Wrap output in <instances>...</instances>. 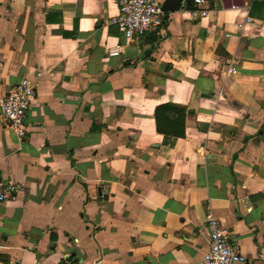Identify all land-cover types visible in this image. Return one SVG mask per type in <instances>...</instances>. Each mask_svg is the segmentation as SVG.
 I'll list each match as a JSON object with an SVG mask.
<instances>
[{
  "label": "crops",
  "instance_id": "0c3cea01",
  "mask_svg": "<svg viewBox=\"0 0 264 264\" xmlns=\"http://www.w3.org/2000/svg\"><path fill=\"white\" fill-rule=\"evenodd\" d=\"M196 1L128 41L114 0H0V97L35 85L0 264H200L208 213L264 264V0Z\"/></svg>",
  "mask_w": 264,
  "mask_h": 264
},
{
  "label": "built area",
  "instance_id": "2783aa9c",
  "mask_svg": "<svg viewBox=\"0 0 264 264\" xmlns=\"http://www.w3.org/2000/svg\"><path fill=\"white\" fill-rule=\"evenodd\" d=\"M114 1L117 5V15L111 18L110 22L118 27L128 41L164 27V12L155 0ZM204 4H207L205 0L196 1V9L193 11L195 18H204L207 15L208 10L200 7ZM120 52V46H114L107 50L106 57H118ZM233 71L232 67L227 69L228 73ZM34 96L35 85L23 78L11 85L0 97L2 121L18 135L23 134L24 120ZM17 194L18 189L14 183L0 180V204L13 202ZM205 226L209 233V242L200 264H246L245 257L235 244L228 241L227 232L219 227L211 213L205 216Z\"/></svg>",
  "mask_w": 264,
  "mask_h": 264
},
{
  "label": "water",
  "instance_id": "95a60500",
  "mask_svg": "<svg viewBox=\"0 0 264 264\" xmlns=\"http://www.w3.org/2000/svg\"><path fill=\"white\" fill-rule=\"evenodd\" d=\"M180 0H165L161 5L163 12L176 11L180 8Z\"/></svg>",
  "mask_w": 264,
  "mask_h": 264
}]
</instances>
